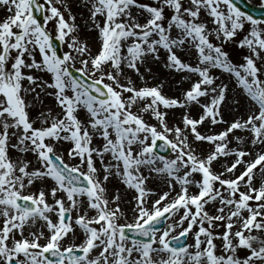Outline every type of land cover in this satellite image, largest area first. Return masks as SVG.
<instances>
[{
    "label": "snow or ice",
    "instance_id": "6c2138e0",
    "mask_svg": "<svg viewBox=\"0 0 264 264\" xmlns=\"http://www.w3.org/2000/svg\"><path fill=\"white\" fill-rule=\"evenodd\" d=\"M0 13V264H264V19L237 0Z\"/></svg>",
    "mask_w": 264,
    "mask_h": 264
},
{
    "label": "rangeland",
    "instance_id": "374dc122",
    "mask_svg": "<svg viewBox=\"0 0 264 264\" xmlns=\"http://www.w3.org/2000/svg\"><path fill=\"white\" fill-rule=\"evenodd\" d=\"M250 1H251L252 3H254V4H260V3H261V0H250ZM73 11H79V9H78L77 7H74V8H73ZM0 15H2V13H0ZM63 50H65V49H63ZM228 51H229V52L233 55V57L236 58V59H239V58L242 56V54H243L240 50L235 49L234 46H232V45H229V46H228ZM169 94H170V95H171V94H176V95L179 94V93L177 92L176 88L174 87V82H173L172 85H170V91H169ZM46 103H48V104H52L53 102L49 99L48 101H46ZM178 114H179V113H177V115H178ZM150 187H152V188H154V189H161V188H163V185L160 184L158 180H154V181L152 182V184H150ZM121 195H124V196L126 197V200H129V199L131 198V193H125V192L121 191ZM128 207H130V205L127 206V208H128ZM129 215H131V213H129Z\"/></svg>",
    "mask_w": 264,
    "mask_h": 264
},
{
    "label": "water",
    "instance_id": "95a60500",
    "mask_svg": "<svg viewBox=\"0 0 264 264\" xmlns=\"http://www.w3.org/2000/svg\"><path fill=\"white\" fill-rule=\"evenodd\" d=\"M243 10L249 12L250 14L254 15L255 17H260V18H264V12H262V9L260 8H256V7H251L250 4H244L241 3L239 5ZM264 10V9H263Z\"/></svg>",
    "mask_w": 264,
    "mask_h": 264
},
{
    "label": "bare ground",
    "instance_id": "6f19581e",
    "mask_svg": "<svg viewBox=\"0 0 264 264\" xmlns=\"http://www.w3.org/2000/svg\"><path fill=\"white\" fill-rule=\"evenodd\" d=\"M123 197H124V199L126 200V197L124 196V195H122ZM127 206H129V205H125V208L127 209Z\"/></svg>",
    "mask_w": 264,
    "mask_h": 264
}]
</instances>
